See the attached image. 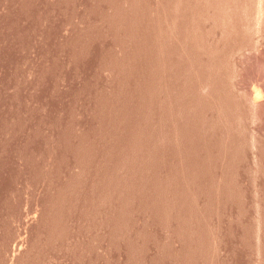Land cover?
<instances>
[{
    "label": "rangeland",
    "instance_id": "374dc122",
    "mask_svg": "<svg viewBox=\"0 0 264 264\" xmlns=\"http://www.w3.org/2000/svg\"><path fill=\"white\" fill-rule=\"evenodd\" d=\"M0 264H264V0H0Z\"/></svg>",
    "mask_w": 264,
    "mask_h": 264
}]
</instances>
